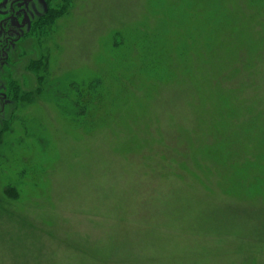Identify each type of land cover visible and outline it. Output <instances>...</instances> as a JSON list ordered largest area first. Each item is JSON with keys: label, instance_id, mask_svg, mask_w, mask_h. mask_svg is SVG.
<instances>
[{"label": "rangeland", "instance_id": "1", "mask_svg": "<svg viewBox=\"0 0 264 264\" xmlns=\"http://www.w3.org/2000/svg\"><path fill=\"white\" fill-rule=\"evenodd\" d=\"M28 10L0 31V264H264V0Z\"/></svg>", "mask_w": 264, "mask_h": 264}, {"label": "flooded vegetation", "instance_id": "2", "mask_svg": "<svg viewBox=\"0 0 264 264\" xmlns=\"http://www.w3.org/2000/svg\"><path fill=\"white\" fill-rule=\"evenodd\" d=\"M33 1L34 0H15L12 2V4H10V1L6 0L5 7L6 9L8 8V11L7 14H4L1 19V21H5L0 26L1 33H4L8 37H10L9 35H20L18 34V31L24 30L28 22L31 20L29 18L30 11L28 10V7L30 4H32ZM20 5H22L23 7H21ZM10 22H15L17 30L7 31L5 25L9 24ZM11 41L13 40L9 38L7 39V41H5V46H7L6 49L9 47L7 43Z\"/></svg>", "mask_w": 264, "mask_h": 264}, {"label": "trees", "instance_id": "3", "mask_svg": "<svg viewBox=\"0 0 264 264\" xmlns=\"http://www.w3.org/2000/svg\"><path fill=\"white\" fill-rule=\"evenodd\" d=\"M20 86V85H19ZM21 88V87H20Z\"/></svg>", "mask_w": 264, "mask_h": 264}]
</instances>
